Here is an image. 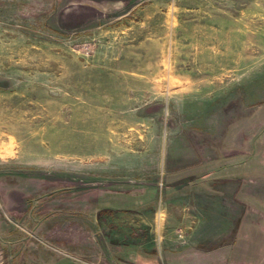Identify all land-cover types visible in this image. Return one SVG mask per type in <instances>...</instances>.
<instances>
[{"label": "rangeland", "instance_id": "1", "mask_svg": "<svg viewBox=\"0 0 264 264\" xmlns=\"http://www.w3.org/2000/svg\"><path fill=\"white\" fill-rule=\"evenodd\" d=\"M0 264H264V0H0Z\"/></svg>", "mask_w": 264, "mask_h": 264}]
</instances>
